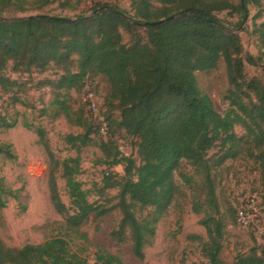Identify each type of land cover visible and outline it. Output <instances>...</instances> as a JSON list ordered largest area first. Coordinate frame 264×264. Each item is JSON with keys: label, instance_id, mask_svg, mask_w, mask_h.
Masks as SVG:
<instances>
[{"label": "trees", "instance_id": "obj_1", "mask_svg": "<svg viewBox=\"0 0 264 264\" xmlns=\"http://www.w3.org/2000/svg\"><path fill=\"white\" fill-rule=\"evenodd\" d=\"M82 1L0 0V17L12 8L20 13L44 14L40 11L56 3L62 9H75ZM131 1L133 14L107 0L92 12L107 9L91 17L72 19L47 14L44 18L18 22L0 20V86L9 90L17 86V81L4 74L10 63L14 71L27 73H44L54 67L58 78L47 83L54 93L65 92L64 96L56 94L52 103L55 117L63 116L71 125L83 129L81 134L65 136L77 157L63 161L53 153L46 131L36 129L38 144L49 159L51 202L65 220L60 226L66 237H52L21 248H8L0 238V264H88L87 259L72 250L68 238L76 235L87 239L81 231L92 216L101 218L113 210L121 213V221L111 233L113 240L131 244L133 255L144 259L160 219L179 198L186 196L184 188L191 189L198 182L203 192L193 191L190 198L194 212L202 216L200 225L207 234V239L194 236L208 260L205 264H264V245L236 256L232 263L223 258L226 229L229 224H237V213L244 202L233 211L222 212L212 176L213 169L228 160L250 158L256 163L264 187V81L247 76L246 64L255 65L256 60L248 54L244 56L239 34L228 31L216 17L226 10L243 14L242 6L236 7L233 0ZM171 16L176 18L161 25H147ZM141 29L146 30L145 39L140 35ZM122 30L131 35L130 45L124 43ZM222 60L231 84L226 98L230 108L223 114L203 94L196 77L197 72L216 69ZM97 76L107 80V103L114 100L119 111V119L111 121L99 102V117L109 127L107 138L111 136V127L117 125L137 140L140 159L137 164L110 140L103 139L99 148L104 161L109 166L124 165L125 172L119 180L106 173L105 188L99 197H105L107 188L119 190L108 200L116 201L110 208L90 202L88 191L77 180L82 148L92 135L101 134V122L84 102L85 111L74 108L69 99V92L83 90L86 80ZM3 121L9 129L17 125V121L7 123L5 117ZM236 126L244 128L243 136L235 132ZM24 127L34 128L29 124ZM214 148H219L217 158H208ZM1 156L16 159L11 144H0ZM186 167L193 173L186 172ZM59 172L66 182L69 206L60 195ZM258 194L264 220V192ZM8 195L12 192L0 179V212L7 207ZM137 209L150 212L141 219ZM93 264L124 263L116 255L100 253Z\"/></svg>", "mask_w": 264, "mask_h": 264}, {"label": "rangeland", "instance_id": "obj_2", "mask_svg": "<svg viewBox=\"0 0 264 264\" xmlns=\"http://www.w3.org/2000/svg\"><path fill=\"white\" fill-rule=\"evenodd\" d=\"M106 2L107 0H83L75 9H62L59 3H56L40 11L44 14L35 11L20 13L12 8L4 11L2 17L47 14L72 19L82 15L91 17L93 8ZM110 2L123 11L133 14L131 0H110ZM232 2L236 7L241 5V0ZM245 6L246 10H243V14L226 10L217 13L216 17L228 31L239 34L244 56L248 54L256 60L255 65L246 64L247 76L264 81V28L262 27L264 0H246ZM245 14L248 15V21L243 26ZM242 26L243 28L240 29ZM121 32L124 43L130 45L131 35L124 30ZM140 35L145 39L146 30L141 29ZM4 74L17 81V86L12 87L11 90L0 86V144H11L16 159L0 157V179L12 192V195L5 197L7 207L0 212V238L8 248H21L28 244H41L52 237H66L65 231L60 226L65 220L57 213L51 202L49 159L43 146L38 144L36 129L43 128L46 131L53 153L62 161L77 157V152L65 142V136L81 134L83 129L71 125L63 116L55 117L56 108L52 103L56 94L64 96L65 92L54 93L47 81L58 78L57 69L50 67L44 73L35 70L32 73L16 72L13 70V63H10ZM196 77L203 94L212 99L221 114L225 113L230 108L226 98L231 84L224 60L214 70L197 72ZM86 91L92 92L95 99L102 103V110L106 116L109 114L111 121L119 119L117 103L114 100L107 103L110 86L104 77H91L86 80L83 90L69 92L70 104L74 108L85 111L83 99L87 94ZM109 108L111 110H108ZM4 117L9 124L17 121L16 127L12 129L5 127ZM26 124L34 128L28 130L24 127ZM111 128V136L105 140H110L109 142L123 155L133 158L139 164L137 140L125 134L117 125ZM235 132L239 136L245 134L241 126H236ZM91 138L80 153L81 173L77 176V180L82 183L84 190L88 191L90 202H99L110 208L116 204V201L108 202V200L113 199L119 190L107 188L105 197L100 198L99 194L105 188L104 178L107 176L106 173H109L115 180H119L125 174L124 165L109 166L104 161V154L99 148L104 137L96 133ZM218 154L219 148H214L209 152L208 158H217ZM185 171L193 173L190 167H186ZM212 176L216 183V194L222 212L238 208L252 193L264 192L256 163L250 158L228 160L221 167L214 168ZM195 179L198 182L197 176ZM178 181L182 184L181 180ZM57 182L61 198L69 206L66 182L60 172L57 173ZM193 191L203 192L202 185L198 182L191 189L184 188L186 196L179 198L160 219L153 244L146 249L144 259L133 255L131 244H118L113 240L111 233L121 221V213L118 210H113L109 215L101 218L92 216L90 222L81 231L86 234L87 239L76 235L68 238L72 250L87 259L88 264H93L100 253L116 255L124 264H205L208 260L202 252L200 242L195 240L194 236L207 239V234L200 225L202 216L197 215L192 207L190 195ZM149 212L150 209L144 212L137 209V216L143 219ZM259 246L253 234L241 229L236 223L229 224L222 256L227 263H232L236 256L247 254Z\"/></svg>", "mask_w": 264, "mask_h": 264}, {"label": "built area", "instance_id": "obj_3", "mask_svg": "<svg viewBox=\"0 0 264 264\" xmlns=\"http://www.w3.org/2000/svg\"><path fill=\"white\" fill-rule=\"evenodd\" d=\"M84 104L88 106V109L93 114L94 118H98L100 115L99 102L95 99L92 92L87 93L83 99ZM101 122V134L104 138H107L109 134V127L103 118H99ZM261 197L258 193H252L239 208L237 213L238 226L250 232L257 238L260 245H264V220L261 208Z\"/></svg>", "mask_w": 264, "mask_h": 264}, {"label": "water", "instance_id": "obj_4", "mask_svg": "<svg viewBox=\"0 0 264 264\" xmlns=\"http://www.w3.org/2000/svg\"><path fill=\"white\" fill-rule=\"evenodd\" d=\"M241 5H242V9L245 11L246 10V6H245V3H244V0H241ZM107 8H102L100 10H97L95 12H93L92 16L98 14L99 12L101 11H104L106 10ZM46 17V15H31V16H24V17H16V18H5V17H0V20L2 21H5V22H18V21H25V20H31V19H37V18H44ZM176 18V16H171V17H168L166 19H162V20H159V21H156V22H147V25L148 26H156V25H161V24H164L168 21H171V20H174ZM248 21V15L245 14L244 16V20H243V26L244 24H246V22ZM243 26L240 28L242 29Z\"/></svg>", "mask_w": 264, "mask_h": 264}]
</instances>
